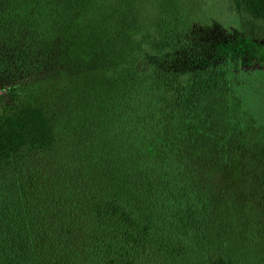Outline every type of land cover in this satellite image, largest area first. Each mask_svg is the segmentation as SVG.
I'll return each mask as SVG.
<instances>
[{
    "label": "trees",
    "instance_id": "trees-1",
    "mask_svg": "<svg viewBox=\"0 0 264 264\" xmlns=\"http://www.w3.org/2000/svg\"><path fill=\"white\" fill-rule=\"evenodd\" d=\"M188 2L0 0V264H264V0Z\"/></svg>",
    "mask_w": 264,
    "mask_h": 264
},
{
    "label": "rangeland",
    "instance_id": "rangeland-1",
    "mask_svg": "<svg viewBox=\"0 0 264 264\" xmlns=\"http://www.w3.org/2000/svg\"><path fill=\"white\" fill-rule=\"evenodd\" d=\"M189 2V4H192V6L194 4L195 8L200 10L196 17L203 19L202 22L208 21L206 19H214L224 22V20L227 19L225 17L228 15V0H189ZM241 27L243 29L239 31H242L240 33L244 35L246 40H259L264 46V30L263 32L257 33L254 25L249 20H244L242 26L241 24L238 26L239 29H241Z\"/></svg>",
    "mask_w": 264,
    "mask_h": 264
}]
</instances>
